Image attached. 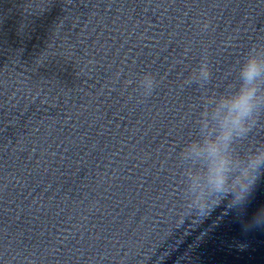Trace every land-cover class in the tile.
I'll use <instances>...</instances> for the list:
<instances>
[{"label":"water","instance_id":"obj_1","mask_svg":"<svg viewBox=\"0 0 264 264\" xmlns=\"http://www.w3.org/2000/svg\"><path fill=\"white\" fill-rule=\"evenodd\" d=\"M253 44L264 0H0V264H264V175L242 212L179 218L177 153Z\"/></svg>","mask_w":264,"mask_h":264},{"label":"clouds","instance_id":"obj_2","mask_svg":"<svg viewBox=\"0 0 264 264\" xmlns=\"http://www.w3.org/2000/svg\"><path fill=\"white\" fill-rule=\"evenodd\" d=\"M204 22L202 28L207 29ZM212 77L205 56L194 66L185 84L205 88ZM151 73L139 80L141 94L150 96L157 85ZM264 117V44L245 53L235 78L223 90L202 96L195 130L180 147L181 220L201 221L224 205L240 213L264 175V141L253 142L250 133ZM244 230H264V205L243 225Z\"/></svg>","mask_w":264,"mask_h":264}]
</instances>
